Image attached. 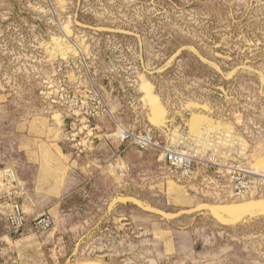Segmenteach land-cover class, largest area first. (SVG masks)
Wrapping results in <instances>:
<instances>
[{
	"label": "rangeland",
	"instance_id": "1",
	"mask_svg": "<svg viewBox=\"0 0 264 264\" xmlns=\"http://www.w3.org/2000/svg\"><path fill=\"white\" fill-rule=\"evenodd\" d=\"M121 129L194 142L197 176L154 147L124 175L80 160L51 227L11 229L1 196L33 186L4 173L16 142ZM229 169L264 174V0H0V264H264V182Z\"/></svg>",
	"mask_w": 264,
	"mask_h": 264
},
{
	"label": "crops",
	"instance_id": "2",
	"mask_svg": "<svg viewBox=\"0 0 264 264\" xmlns=\"http://www.w3.org/2000/svg\"><path fill=\"white\" fill-rule=\"evenodd\" d=\"M50 131L53 132L47 126L43 132L47 135L51 134ZM117 141L119 142H61L38 139L33 142H16L13 147L21 154V158L14 160L12 167L6 168L4 173L14 170L19 179L33 180V186L27 187L19 197L28 219L31 220L41 211L51 214L61 206L69 175L80 160L81 163H86L81 167L84 176H88L95 173V164L108 160V157L109 160L118 157L122 161L134 152V145L118 138ZM25 228L33 229L30 223Z\"/></svg>",
	"mask_w": 264,
	"mask_h": 264
},
{
	"label": "built area",
	"instance_id": "3",
	"mask_svg": "<svg viewBox=\"0 0 264 264\" xmlns=\"http://www.w3.org/2000/svg\"><path fill=\"white\" fill-rule=\"evenodd\" d=\"M118 138L121 141L130 140L129 144L135 145L138 148H151L154 147L161 151V155L167 162L168 166L172 171H174L179 179H193L197 176V166L196 162L198 156L193 152L192 145L194 142H157L153 139L150 132H145V134H136L128 132L121 129ZM108 164L115 168V170L120 174L124 175L128 166L118 159V157L112 158L108 161ZM232 174L234 181V187L239 192H246L251 188L252 183H256L257 180H262L264 182V174L254 173L248 171L243 175L234 174V170L229 169ZM253 173L256 175V179H246L242 181L245 176ZM7 176L12 177V180L17 184V178L12 173H7ZM17 185H12L9 189L5 190L4 194L1 196L4 199V206L6 208L5 214L6 219L9 223L11 229L18 232L24 229L28 223H30L35 231L41 232L51 227L53 224V217L50 213H40L36 214L31 220L28 219L26 211L23 207V203L19 200V197L24 192L22 189V184L19 185V189H14Z\"/></svg>",
	"mask_w": 264,
	"mask_h": 264
},
{
	"label": "trees",
	"instance_id": "4",
	"mask_svg": "<svg viewBox=\"0 0 264 264\" xmlns=\"http://www.w3.org/2000/svg\"><path fill=\"white\" fill-rule=\"evenodd\" d=\"M121 36H124V37H131L129 34H120ZM183 43H185L184 42V40H181V41H179L178 43H176V45H175V48H179L180 46H182V44ZM182 54L183 55H186L187 56V61H190V62H192V63H194L195 64V67H198V68H202V67H204V68H207V67H209L202 59H201V57L199 56V55H197V54H195V53H193V52H190V51H182ZM184 63V62H183ZM169 70L171 69V67L170 68H168ZM167 69V70H168ZM165 71L163 74H167V72H169V71ZM205 97H208L209 98V96H205ZM210 99V98H209Z\"/></svg>",
	"mask_w": 264,
	"mask_h": 264
}]
</instances>
